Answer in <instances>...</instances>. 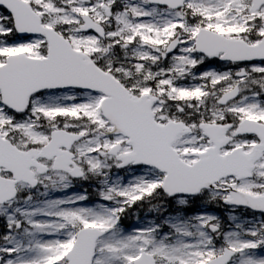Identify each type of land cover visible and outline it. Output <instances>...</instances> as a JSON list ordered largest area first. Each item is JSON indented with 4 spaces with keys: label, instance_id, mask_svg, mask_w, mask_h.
<instances>
[{
    "label": "snow or ice",
    "instance_id": "snow-or-ice-1",
    "mask_svg": "<svg viewBox=\"0 0 264 264\" xmlns=\"http://www.w3.org/2000/svg\"><path fill=\"white\" fill-rule=\"evenodd\" d=\"M0 221V264H264V0H0Z\"/></svg>",
    "mask_w": 264,
    "mask_h": 264
},
{
    "label": "rangeland",
    "instance_id": "rangeland-1",
    "mask_svg": "<svg viewBox=\"0 0 264 264\" xmlns=\"http://www.w3.org/2000/svg\"><path fill=\"white\" fill-rule=\"evenodd\" d=\"M93 192H94V190H93ZM227 215H228V213H226ZM137 213L136 214H134L132 217H131V225H136L137 223H138V221H137ZM139 223H141V224H143V222L141 221V220H139Z\"/></svg>",
    "mask_w": 264,
    "mask_h": 264
}]
</instances>
